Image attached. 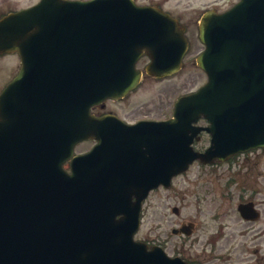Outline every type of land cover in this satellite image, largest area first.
Wrapping results in <instances>:
<instances>
[{
	"label": "water",
	"instance_id": "obj_1",
	"mask_svg": "<svg viewBox=\"0 0 264 264\" xmlns=\"http://www.w3.org/2000/svg\"><path fill=\"white\" fill-rule=\"evenodd\" d=\"M199 38L206 83L178 97L170 119L127 125L89 107L137 83L143 48L147 73L178 70L187 42L173 17L131 0H39L0 18V52L18 49L23 60L0 92V264H165L133 240L149 190L194 159L264 146V0L205 12ZM53 84L70 106L49 113ZM200 117L209 125H194ZM201 130L210 145L197 152L190 144ZM89 137L94 148L71 158ZM70 158L71 173L62 167Z\"/></svg>",
	"mask_w": 264,
	"mask_h": 264
},
{
	"label": "flooded vegetation",
	"instance_id": "obj_2",
	"mask_svg": "<svg viewBox=\"0 0 264 264\" xmlns=\"http://www.w3.org/2000/svg\"><path fill=\"white\" fill-rule=\"evenodd\" d=\"M133 1L138 5H153L168 11L184 27L185 35L188 40V47L182 59L178 74L181 73L187 65H195L189 55L193 46L191 31L194 28L193 32L196 34L198 29L197 22L204 11L211 8H214L216 11H223L225 9L219 7V4L213 1L204 4L200 11L198 10L197 14H195L194 20L190 19L185 21L182 14L178 13V11V15H175L170 12V7L165 8L163 6L168 0ZM198 51H196V53ZM0 56H5L7 58L4 66V87L17 76L21 69L22 62L18 50H10L0 54ZM147 61L148 57L145 55L144 51L143 56L136 63L137 69L140 70L141 78L138 86L134 90H131L122 98H108L99 104H95L91 106V111L96 115L113 114L127 123H135L139 120L162 121L171 117L173 104L171 100L167 102L166 106H164L166 103V101H164L160 111H155V108L151 107L154 103L150 102V108L146 113L143 112L145 107V103L143 102H135L125 105L124 107L118 104L122 101H129L130 99L128 98L134 96L136 91L139 88H143L144 84L149 80L151 82L166 80L165 78H156L146 74L144 67ZM18 90L21 92L22 87ZM200 124L204 125L206 122L200 120ZM205 139L208 140L206 143L207 146L209 143V134L203 132L200 134L199 140L194 143V148L198 151H203L206 146L204 144H199ZM87 141L89 142L88 146L75 153L87 152L95 144L93 139ZM263 159L264 148H257L235 155L225 162H215V164L212 165L194 161L193 164H198L199 166L207 168H214L225 163L232 164V166L233 164H237L234 166V172L227 178V185L231 187L237 184L239 170H243V168L246 171L244 174L250 176L249 178L246 176V185L248 183L253 184L246 188L244 187L241 191L242 196H240L242 198L236 200L234 205L222 208L211 207V211H202L199 208L196 214L190 218L182 215L183 206L180 205L173 204L169 207V213L174 217L165 215V211L157 213L155 207L150 217V234L147 237H141L139 236L140 230L138 229L134 234V239L143 241L146 244L145 248L149 251H153L152 257L159 256L161 252L166 258L165 264H264V251L261 253L262 245H264V207L254 198L260 191L255 182V177H260L264 180V173L260 169H256L255 165H261ZM65 168L68 170L70 169V162L65 163ZM161 188L162 187L159 186L154 192ZM245 191L248 192L244 193ZM233 192V190L230 192L228 191V196L232 197ZM249 202L252 204L254 210H252L250 205V212H247L249 216H244L240 212V204ZM143 209L144 206L141 207L140 211V224L143 218ZM220 209L222 210L220 211ZM123 216L122 213H119L115 216V219H121ZM183 226L186 228L183 229ZM162 227H164V230ZM196 231L200 233L196 235ZM195 246H198V248H195Z\"/></svg>",
	"mask_w": 264,
	"mask_h": 264
},
{
	"label": "rangeland",
	"instance_id": "obj_3",
	"mask_svg": "<svg viewBox=\"0 0 264 264\" xmlns=\"http://www.w3.org/2000/svg\"><path fill=\"white\" fill-rule=\"evenodd\" d=\"M38 0H0V12H5L9 9L25 6L34 3ZM159 1V0H155ZM216 1L219 7H226L231 4L233 0H168L163 4L165 8H171L172 14H182L185 21L194 20L195 14L201 9L204 4ZM194 28L191 31L193 46L191 48L190 57L200 49V43L198 38L194 39ZM7 61L6 57H0V88L4 84L5 70L4 66ZM205 78V75L197 68L196 65L189 64L179 74L170 77L166 81L146 82L143 88H139L132 97L128 98L129 101H122L119 106L124 107L125 105L133 103H145L143 112H147L150 108V102L154 103L151 107L155 108V111H160L161 107L166 101L165 105L169 100H174L185 92L194 90L199 86ZM151 103V104H152ZM207 139L202 140L201 144L206 146ZM88 141H82L75 147L77 151H81L88 146ZM237 164H221L214 168H207L193 164L186 172L172 180V184L169 188H161L157 191L149 193L145 199L143 206V218L140 226L139 236L147 237L150 234L149 224L151 222L150 217L156 207V212L165 211V215L171 216L169 213V207L173 204L183 206L182 215L190 218L196 214L199 208L202 211H211V207H227L235 204V201L241 199L242 190L244 187H248L253 183L246 185V172L243 168L239 170L237 177V184L229 187L227 185V178L235 170L234 166ZM256 169H260L264 173V159L261 165H255ZM232 169V170H231ZM255 182L259 187V193L254 197L261 206L264 207V180L260 177H255ZM255 185V184H254ZM233 190L232 197L228 196V191ZM245 191L244 193H247ZM245 195V194H244ZM222 209H220L221 211ZM199 218V217H198ZM200 219V218H199ZM164 230V227H162ZM168 231L167 229H165ZM196 231V235L199 234ZM198 248V246H195ZM264 251V245H262L261 253Z\"/></svg>",
	"mask_w": 264,
	"mask_h": 264
}]
</instances>
